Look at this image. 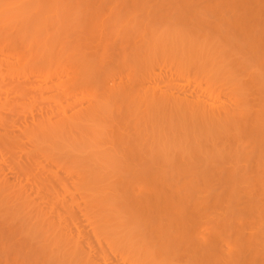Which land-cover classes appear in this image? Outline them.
I'll use <instances>...</instances> for the list:
<instances>
[{
  "label": "bare ground",
  "instance_id": "6f19581e",
  "mask_svg": "<svg viewBox=\"0 0 264 264\" xmlns=\"http://www.w3.org/2000/svg\"><path fill=\"white\" fill-rule=\"evenodd\" d=\"M0 264H264V0H0Z\"/></svg>",
  "mask_w": 264,
  "mask_h": 264
}]
</instances>
